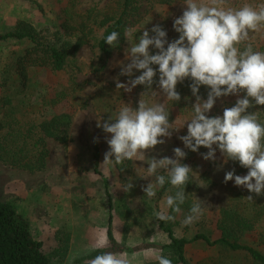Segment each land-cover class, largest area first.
<instances>
[{"label": "rangeland", "instance_id": "1", "mask_svg": "<svg viewBox=\"0 0 264 264\" xmlns=\"http://www.w3.org/2000/svg\"><path fill=\"white\" fill-rule=\"evenodd\" d=\"M121 1L0 0V32L13 28L18 20H24L38 30L43 29L42 33L52 40V33L65 18L71 15L85 18L88 13L87 23L93 27L86 42L63 69L51 71L48 67L30 66L26 68L25 79L17 69L19 59L30 43L25 40L0 42V99L7 94L12 99V104L5 107H1L0 100V120L16 118L23 131L31 127L28 132L31 135L25 140V151L17 155L28 156L25 159L33 163L31 161H35L39 151L32 148L35 137L41 135L38 124L54 114L67 112L71 115L66 141L45 137L47 152L39 168L14 166L0 159V202L12 203L27 220L32 236L41 241L43 252L51 257L50 264H86L91 259L82 262L77 259L99 248L101 243L107 245L108 198L104 185L112 201V231L116 241L122 247H140L116 254H126L131 264H155L157 256L165 251L161 246L169 242L154 214L165 207L166 197L175 195L177 189L167 181L166 171L159 169L157 174L166 176L168 186L162 194L158 193L157 186L156 195L148 198L142 188L155 183V176L143 178V170L146 171L153 156L175 159V147L186 151L178 137L187 134L186 125L181 126L191 118L195 97L183 96L179 102L165 101L170 123L180 128L173 130L171 138H163L165 144L146 152L144 161L104 164V154L109 150L105 137L110 138L111 134L105 133L97 124L110 117L114 119L125 104L135 109L140 99L149 106L163 102L156 84L152 91L158 95H153L143 85L130 93L117 89L116 81L127 83L129 80L120 75L121 63L129 62L125 51L138 42L145 28L150 30L153 25L160 24L167 31L169 42L178 38L173 21L182 15L184 5L183 0L169 4L143 0L138 17L127 28L131 34L126 36L120 48H113L105 56L97 46L103 28L96 26L93 20L117 15ZM244 3L256 5L264 0H231L233 7ZM254 50L264 52V37H257ZM140 74L136 71L132 78ZM155 79L158 81V75ZM236 99L235 96L218 99L210 115H222L223 108L233 106ZM261 107L255 106L253 111L261 112ZM12 139L6 128L0 129V141L8 150L15 151L14 146L17 143L22 146L23 140L19 138L11 146ZM93 140L100 150L97 171H94L91 155ZM207 151L201 147L186 162L193 170L190 173L192 184L184 189L187 198L180 206L182 211L177 214L168 209V214L176 218L175 221H163L164 225L171 227L176 236L192 239L201 233L214 241L221 236L220 225L226 209L229 215L243 216L252 224L250 229L237 228L236 240L264 255V195L249 193L247 188L235 186L234 181L225 184L226 172L235 169V174L245 175L247 169L232 160H225L218 149L215 161L204 160L202 154ZM4 158L12 159V156L7 153ZM129 183L133 187L127 190ZM249 195L253 196V201L247 199ZM197 198L202 200L204 215L193 225L182 226L181 222ZM185 258L188 264H262L245 251H232L221 244L210 245L201 238L185 245Z\"/></svg>", "mask_w": 264, "mask_h": 264}, {"label": "clouds", "instance_id": "2", "mask_svg": "<svg viewBox=\"0 0 264 264\" xmlns=\"http://www.w3.org/2000/svg\"><path fill=\"white\" fill-rule=\"evenodd\" d=\"M183 5L182 15L173 21V29L179 34L177 39L169 42L167 31L155 24L150 30L145 28L138 42L125 51L129 62L121 63L120 75L129 80L127 83L117 80L116 88L130 93L143 85L158 95L152 91L156 84L163 102L149 106L140 99L135 109L125 104L114 119L110 117L97 124L111 134L110 138L105 137L109 150L104 154V164L144 161L146 152L165 144L163 138H171L173 130L180 128L170 123L165 101L179 102L177 85L189 80L195 102L191 118L181 126L186 125L187 134L178 139L192 152H198L201 147L208 149L202 154L204 160L215 161L218 149L225 160L238 162L247 173L237 175L233 169L225 173L223 182L234 181L235 186H243L249 193L264 195V122L260 111H249L264 106V52L254 50L257 37H264V3L233 7L231 0H183ZM130 34L131 30L125 33ZM119 40L120 34L113 31L105 42L116 48ZM136 71L141 74L132 78ZM201 86L207 90L206 98L200 95ZM229 96L237 97L235 104L223 108L222 115H210L217 100ZM173 152L175 159L153 156L146 171L141 168L145 173L143 178L155 176V183L142 188L148 198L156 195L157 186L166 183V176L157 174L159 169L166 171L167 181L177 189L175 195L166 197L165 207L154 214L158 221H175L176 217L167 210L177 214L182 211L180 206L187 198L184 189L193 171L180 162L187 155L185 151L175 147ZM132 187L129 183L127 190ZM247 199L253 201V196ZM204 212L202 200L197 198L182 226L193 225ZM157 260L158 264H172L163 255L157 256ZM86 264H131V260L126 254L105 252Z\"/></svg>", "mask_w": 264, "mask_h": 264}, {"label": "trees", "instance_id": "3", "mask_svg": "<svg viewBox=\"0 0 264 264\" xmlns=\"http://www.w3.org/2000/svg\"><path fill=\"white\" fill-rule=\"evenodd\" d=\"M143 0H122L120 5V11L114 16H102L99 20H93L96 26L102 27L103 31L101 33L100 39L98 40L99 51L108 56L113 50L112 47L106 44L107 35L116 31L120 34L119 45L116 47L120 48L121 43L126 38V31L130 23L137 18L139 15V8L141 7ZM150 1V0H145ZM156 3L169 4L174 0H153ZM69 18H65L60 24L59 28L53 33V39L50 40L47 35L42 33L43 29H36L30 23L24 20H18L14 27L6 32H0V42L3 41H14L19 42L25 40L30 43L25 49L24 54L21 56L18 62L19 68L17 69L21 77L25 79L26 68L30 66L48 67L51 71H59L65 67L68 60L75 54V52L86 42L88 36L93 30V27H89L90 13L85 18L79 15H71ZM78 18L79 22H78ZM88 22V23H87ZM190 81L185 80L183 84L177 85V91L181 95V100L184 99L183 96H192L190 88L188 87ZM20 91H16L18 93ZM200 95L204 98L207 96V90L204 86L200 88ZM1 107L12 104V99L9 94L1 97ZM260 117L264 120V106L261 107ZM250 112L253 108L249 109ZM5 114V113H4ZM262 120V119H261ZM71 121L70 113L64 112L61 114H54L49 119L41 121L37 128L41 135L35 137L32 142V148H36L38 155L35 157V161L30 163L28 156L19 157L17 153H22L25 151V140L31 134V127L23 131L20 126V121L16 118L12 121H8L7 117L0 120V129L6 128L7 134L13 136L12 141L9 143L14 146L17 143V139L22 138V146L17 143L14 146L13 151L8 150L7 147L0 141V159L7 161L14 166L27 167V168H39L44 161L47 149L45 146V137L53 138L59 142L66 141L67 129ZM186 157L182 159L181 163L186 164L192 156L193 152L190 149H186ZM10 153L12 159L4 158V154ZM92 161L94 171H97L99 165L100 150L98 144L93 140V146L91 149ZM236 165L239 164L233 161ZM192 184L191 180L186 185ZM105 186V193L107 195V205H108V217L106 226V235L108 243L105 247H99L77 259V262H82L84 260L94 259L95 256L100 255L105 252L120 253L124 251H135L140 247H122L120 245L112 231V215L111 207L112 201L110 199L108 190ZM168 186L165 183L163 187H159V194H162ZM225 215L222 216L221 236L210 241L209 238L204 234H197L192 239H187L182 236L174 235L171 227L164 225L163 221H158V226L163 232H165L169 242L161 246L164 249L161 255L169 258L172 264H188L185 258V245L190 241L197 238L203 239L206 243L210 245L221 244L232 251H245L255 260L264 264V255L258 250L239 243L236 240V229L251 228L252 224L250 220L240 216V215H229L228 211L223 210ZM51 257L46 255L42 250V243L36 240L29 229V224L27 220L22 217L17 209L12 203L0 202V264H50ZM155 264H158L155 263Z\"/></svg>", "mask_w": 264, "mask_h": 264}, {"label": "crops", "instance_id": "4", "mask_svg": "<svg viewBox=\"0 0 264 264\" xmlns=\"http://www.w3.org/2000/svg\"><path fill=\"white\" fill-rule=\"evenodd\" d=\"M107 243H108V241H107Z\"/></svg>", "mask_w": 264, "mask_h": 264}]
</instances>
